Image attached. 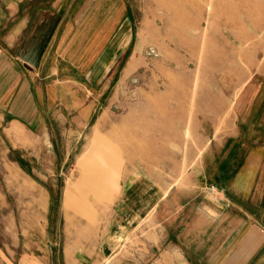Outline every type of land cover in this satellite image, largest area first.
<instances>
[{
    "label": "rangeland",
    "instance_id": "1",
    "mask_svg": "<svg viewBox=\"0 0 264 264\" xmlns=\"http://www.w3.org/2000/svg\"><path fill=\"white\" fill-rule=\"evenodd\" d=\"M208 1H76L79 18L82 6L110 11L117 56L101 57L89 77L64 63L63 74L76 79L49 77L36 88L32 137L0 128V264L147 255L163 227L174 241L196 243L199 205L209 211L225 200L226 183L206 174L223 155L226 125L235 124L246 85L264 81V0ZM101 136L109 148L101 160L119 163L115 187L90 181L88 205L65 211L70 182H85L83 153ZM211 242L209 228L197 244Z\"/></svg>",
    "mask_w": 264,
    "mask_h": 264
},
{
    "label": "crops",
    "instance_id": "2",
    "mask_svg": "<svg viewBox=\"0 0 264 264\" xmlns=\"http://www.w3.org/2000/svg\"><path fill=\"white\" fill-rule=\"evenodd\" d=\"M76 1L0 0V30L7 28L0 36V128L10 126V135L18 131L32 137L34 91L44 81L49 77L55 82L76 79L63 74L62 64L67 63L72 71L86 69L89 77L96 73L101 57L111 61L117 30L111 27L110 11L105 6H82L79 18ZM81 62L88 66L81 67ZM260 81L246 85L241 94L246 102L240 106L239 98L236 103L235 124L224 126L223 155L214 156L215 170L209 169L206 176L226 183L225 200L211 205L209 211L199 205L196 243L188 246L182 237L174 241L175 232L163 227L154 232L153 252L150 248L147 255L141 251L132 258L120 255L103 264H264V81ZM253 84L257 91L250 93ZM21 114L27 118L21 120ZM213 143L212 137L206 147ZM162 202L164 198L155 208ZM209 228L211 249L197 244L209 235Z\"/></svg>",
    "mask_w": 264,
    "mask_h": 264
},
{
    "label": "bare ground",
    "instance_id": "3",
    "mask_svg": "<svg viewBox=\"0 0 264 264\" xmlns=\"http://www.w3.org/2000/svg\"><path fill=\"white\" fill-rule=\"evenodd\" d=\"M202 1H203V5L205 2H207V0H201V2ZM188 2L190 4H192L191 1H188ZM209 3H210V0L208 1V5H209L208 8L210 7ZM203 5L202 6L200 5V8L197 9V11H196V12H198L199 15H201L203 13L202 12L203 11ZM187 27L192 28L191 26H187ZM97 129H98V127L96 128V131H97ZM99 140H100L99 146L97 145L98 147H95L96 143L91 144L88 146L86 151H84V153H83V156H87L86 160L89 164V165H87L86 163H83L84 161H82V162L80 161L81 168L82 167L84 168L83 165L88 166L87 168H84L85 174H83V177H82V178H84L85 182H83V183H80L78 181H71L70 182V186L73 189V196L71 197L69 195L70 197H68V199L66 201L67 205L65 206V211H68V209L74 204H77V206L78 205L79 206L80 205L81 206L88 205V199H89L88 194L92 193L88 187L90 181L101 180V182H102L103 180H106V183L108 184V186H114V183H116V180L120 175V171L118 170L119 163L117 164V167L114 166V168H113L111 166L105 165V163L101 160L102 157L108 156L109 148L107 147V144L105 143L106 141L103 139V136H101L99 138ZM94 163L96 164L95 167L93 166ZM91 171H92V173H91ZM105 173H110V174L107 175L106 178L101 179L100 177L103 176ZM115 175H117V176H115ZM107 184H105V186ZM111 188H113V187H111ZM78 195H80V196H78Z\"/></svg>",
    "mask_w": 264,
    "mask_h": 264
},
{
    "label": "built area",
    "instance_id": "4",
    "mask_svg": "<svg viewBox=\"0 0 264 264\" xmlns=\"http://www.w3.org/2000/svg\"><path fill=\"white\" fill-rule=\"evenodd\" d=\"M211 188L215 191H217L218 189L215 187V185L211 186Z\"/></svg>",
    "mask_w": 264,
    "mask_h": 264
}]
</instances>
